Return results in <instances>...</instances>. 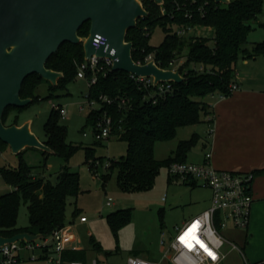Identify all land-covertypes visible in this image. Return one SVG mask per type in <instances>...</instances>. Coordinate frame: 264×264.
Returning <instances> with one entry per match:
<instances>
[{
	"label": "trees",
	"instance_id": "trees-1",
	"mask_svg": "<svg viewBox=\"0 0 264 264\" xmlns=\"http://www.w3.org/2000/svg\"><path fill=\"white\" fill-rule=\"evenodd\" d=\"M205 2V15L188 19L182 12L176 11L173 0H164L163 6L144 0L149 16L141 18L136 28L130 29L127 34V42L133 44L132 55L136 63L144 62V58L153 55L160 68L170 69L171 63L186 53V62L178 68L185 81L180 84L171 82V92L161 96L157 87L144 86L131 74L114 72L112 68L99 72L97 83L90 88L89 99L98 103L100 109L90 112L87 123L95 126L98 118L106 114L112 119V132L108 139L117 137L128 143L127 156L111 161L108 168L110 172L118 171L117 182L125 192L148 190L153 187L162 168H168L174 162H187V155L199 137L181 141L174 156L163 161L155 158L156 143L173 139L179 128L199 124L203 117L214 124V101L232 95L230 87L235 84L239 57L247 60L264 58V42L254 43L252 50L245 47L250 44L249 34L254 24L264 13V0H232L229 4L211 0ZM158 25L164 28L166 36L163 43L155 48L149 45V41ZM175 27L211 28L214 36L212 39L195 35L180 37ZM89 31L90 23H87L80 28L78 35L87 38ZM84 59L83 43H65L60 47L46 64L47 69L63 74L57 88H65L67 83L77 78L78 65ZM201 65L204 71L196 68ZM91 75L88 73V79ZM43 81L37 74L26 78L21 98H31L33 103L39 101L36 90ZM103 96L112 103L103 101ZM208 97L212 100L207 101ZM16 109L20 110L15 107L5 110V125ZM45 130L47 141L44 143L55 155L68 161L79 147L67 144L68 130L61 124L59 110L53 108ZM7 147L0 141V155ZM19 156L17 168H0V178L14 189L0 196V236L11 238L25 232L50 236L67 225V199L78 197L81 193L79 174L64 167L58 174L57 183L53 184L34 177L22 153ZM262 172L264 170H257L253 174L257 176ZM171 178L170 183H173ZM22 200L28 204L29 228L17 227ZM78 214L77 209L74 216ZM130 223L131 210H119L108 215V224L116 237ZM65 257L70 261L88 263L86 250L67 251Z\"/></svg>",
	"mask_w": 264,
	"mask_h": 264
},
{
	"label": "rangeland",
	"instance_id": "rangeland-1",
	"mask_svg": "<svg viewBox=\"0 0 264 264\" xmlns=\"http://www.w3.org/2000/svg\"><path fill=\"white\" fill-rule=\"evenodd\" d=\"M139 1L143 3L144 0ZM190 35L212 39L214 30L198 27ZM165 36L164 28L158 25L152 32L149 45L159 47ZM262 42L264 15L254 24V29L249 34L250 44L245 47L252 50L254 43ZM261 60L264 61V58ZM182 61L186 62V53L177 60L179 64ZM243 63L244 58L240 56L236 70L243 71ZM234 81L236 83V78ZM89 93L90 87L85 79L76 78L67 83L65 88H57L44 80L36 90V95L40 97L39 101L19 108L20 110H13L6 126L15 122L22 126L29 122L33 134L44 143L47 141L45 126L53 112V105L66 109L67 116L61 117V124L68 130L66 142L79 148L68 161L37 148L25 149L22 158L32 168L33 176L56 184L58 174L64 167L79 174L81 193L78 197L67 199L66 223L81 240V247L87 251L90 259H97L99 264H128L131 256L142 253L144 259L160 260L161 232L165 230L169 235V230L175 225L208 209L211 205V191L203 187L193 189L181 180L176 178L174 180V177H170L167 167L160 170L153 187L148 190L125 192L121 189L117 182L118 171L110 172L108 168L111 161L121 160L127 156L129 146L126 141L117 137L98 143L94 133L95 126L87 123V117L91 111L100 109V106L89 103L87 99ZM211 100L208 97L207 101ZM211 129L213 124L208 123L205 117L199 124L179 128L173 139L156 143L155 158L163 161L174 156L181 141H188L197 136L199 141L188 153L187 161L199 164L206 154L205 141L210 140ZM19 164L20 156L14 154L10 147L0 155V168L15 169ZM92 164H95L94 167ZM170 178L173 183H170ZM13 190V187L0 178V196ZM109 200L111 205H107ZM77 209L79 214L74 216ZM119 210H131V223L121 229L116 237L108 224V215ZM81 217H86L88 222L81 223ZM17 227H30L28 204L23 200L20 204ZM37 256V253H26L24 255L26 261L19 264H42L39 261L28 260ZM228 263L242 262L236 256H232Z\"/></svg>",
	"mask_w": 264,
	"mask_h": 264
},
{
	"label": "water",
	"instance_id": "water-1",
	"mask_svg": "<svg viewBox=\"0 0 264 264\" xmlns=\"http://www.w3.org/2000/svg\"><path fill=\"white\" fill-rule=\"evenodd\" d=\"M163 5L164 0H148ZM229 4L230 0H211ZM149 13L139 0H0V141L19 155L27 148L54 153L31 131L30 123L6 126L9 107L25 108L33 99H22L23 83L37 74L56 86L63 74L46 67L48 60L65 43H83L85 59L94 55L113 61V71L136 77L154 78L159 83L185 81L180 71L160 68L155 61L139 65L133 59V44L127 42L130 29ZM90 23L89 36L78 32ZM97 35L106 39L100 49L93 46ZM42 234L29 232L11 238L0 236V247L19 240L36 241Z\"/></svg>",
	"mask_w": 264,
	"mask_h": 264
},
{
	"label": "built area",
	"instance_id": "built-area-1",
	"mask_svg": "<svg viewBox=\"0 0 264 264\" xmlns=\"http://www.w3.org/2000/svg\"><path fill=\"white\" fill-rule=\"evenodd\" d=\"M206 0H173L176 11L182 12L185 18L192 19L196 15L204 16ZM163 6V5H161ZM164 12V10H163ZM198 27H175L178 36H188ZM106 39L97 35L93 46L100 49ZM154 61L153 55L144 58V62L137 64L146 65ZM181 64L177 60L171 63V68L166 70L177 71ZM113 67V61L109 58L93 56L91 59H84L78 65L77 78L87 80L89 87L97 83V74L105 69ZM199 71H204L201 65ZM179 71V70H178ZM88 73L91 78L88 79ZM132 77L144 86L157 87L159 95L163 96L173 90L171 82L159 83L155 86L154 78ZM239 90L235 83L231 85L230 92L233 94ZM87 99L91 105L98 104ZM103 101L112 103L107 97ZM220 99H226L222 96ZM59 110L61 117L67 116V111L62 106L53 105ZM112 119L106 114L100 116L95 124V137L97 141H103L111 136ZM210 134L212 136L213 129ZM213 153L207 151L204 162L201 164L191 162H174L169 167L170 176L181 180L184 184L207 188L211 191V205L208 209L199 213L193 218L176 225L168 233L161 232L160 245L162 258L170 264H223L227 258L224 247L229 245L232 250L242 252V249L230 241L224 232L229 228L246 229L251 220L252 208L255 201L252 184L255 179L253 172L240 173L237 171L217 170L212 164ZM165 201V199H163ZM111 205V200L107 202ZM86 217H81L80 222L86 223ZM36 235V234H34ZM79 243L76 235L72 232L71 226H64L50 236H43L36 241L19 240L14 243H7L0 247V264H19L25 262L26 253H37V257L28 258L33 262L42 264H86L80 261L66 259L67 251L77 250L75 243ZM87 264H99L97 259H92ZM128 264H156L139 256H131Z\"/></svg>",
	"mask_w": 264,
	"mask_h": 264
},
{
	"label": "crops",
	"instance_id": "crops-1",
	"mask_svg": "<svg viewBox=\"0 0 264 264\" xmlns=\"http://www.w3.org/2000/svg\"><path fill=\"white\" fill-rule=\"evenodd\" d=\"M261 58L252 62L244 59L243 71L236 70L235 74L239 90L226 99L214 101L213 134L209 141H205V146L207 151H212V164L217 170L240 173L264 170V61ZM204 159L205 156L198 163H203ZM252 190L255 201L249 226L246 229L229 228L224 232L243 253L226 245L224 252L227 258L223 264H229L232 256L243 264H264V172L255 176ZM76 237L79 241L75 243L77 250H84L81 240ZM160 254V260H147L170 264L162 258V249ZM134 256L143 255L138 253ZM91 260L88 255V262Z\"/></svg>",
	"mask_w": 264,
	"mask_h": 264
}]
</instances>
